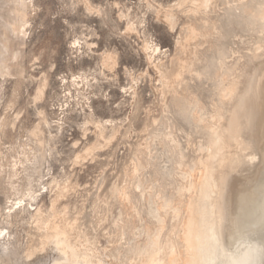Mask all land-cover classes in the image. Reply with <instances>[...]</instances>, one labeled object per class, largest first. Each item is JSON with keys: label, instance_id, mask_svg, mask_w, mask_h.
<instances>
[{"label": "rangeland", "instance_id": "374dc122", "mask_svg": "<svg viewBox=\"0 0 264 264\" xmlns=\"http://www.w3.org/2000/svg\"><path fill=\"white\" fill-rule=\"evenodd\" d=\"M182 1L0 0V264H143L175 239L184 254L179 209L199 169L165 109L182 70ZM176 151L190 153L179 163ZM151 222L161 223L149 238ZM56 239L78 247L74 262Z\"/></svg>", "mask_w": 264, "mask_h": 264}, {"label": "bare ground", "instance_id": "6f19581e", "mask_svg": "<svg viewBox=\"0 0 264 264\" xmlns=\"http://www.w3.org/2000/svg\"><path fill=\"white\" fill-rule=\"evenodd\" d=\"M177 9L184 11L189 24L183 27L184 34L180 39L182 42L179 44L181 52H184L183 57L179 56L178 58L182 70L173 79L176 86H174L175 84L172 86L176 87V90L173 89V99L165 109L168 116L169 114L175 116V118L171 116L169 124L176 127L175 131L183 135L182 139L184 138L188 144L189 151L195 154L191 159L196 165H194L195 168L199 169L198 182L192 180L193 174L187 173L186 170V173L191 175L186 189L192 190L196 196L188 197L186 204L179 209L181 214L185 213V218L181 219L182 225H179L182 226L181 234L179 232L180 236H176V238H179L184 248V254L176 249L175 239L174 242L172 241L170 250L163 253L166 255L169 252L164 258L157 259L156 255L157 258L154 257L156 259L146 257L145 259L148 258V260L144 263L140 262L142 259L139 262L143 264H264V0H183L178 4ZM174 15V11L171 10L169 16H165L166 22L171 24ZM173 81L171 82L173 83ZM162 133L164 135L163 131ZM175 144L178 148L177 143ZM189 151L187 153L176 151V161L180 163L182 158L190 153ZM151 152L153 151L151 150ZM178 172L180 173V171ZM170 173H172L170 168L163 171V177L165 183L170 182L174 191L170 192L171 197H174L179 191L182 192V185L181 189L177 191L178 186L174 184L175 179L170 176L171 179L166 178V175H170ZM183 178L185 179V177ZM217 180L219 183L216 185ZM183 188L185 190V187ZM102 206L104 205L102 204ZM179 210L178 213H180ZM117 223V225L120 224ZM93 224L95 226V223ZM159 224L154 222L148 224L146 234L149 238L154 236L152 235L154 228ZM51 228L50 230L54 231L52 234L48 232L49 236L64 235L62 230L56 227ZM95 228H97V224ZM92 232L94 233V231ZM88 234L90 233L88 232ZM63 239H56V244H64L60 248L63 257L74 262L72 259L77 257L76 251L78 250H75L73 246L76 248V245L73 243L71 244L73 246H70L69 243H65L68 240L63 241ZM80 245L83 246L82 243ZM109 247H107L108 251ZM79 249L81 252L83 251L81 250L83 247ZM153 252H151L152 257L154 256ZM93 254L95 255L94 252ZM142 254H139V257ZM90 256L92 255L89 254ZM94 257L97 258L96 255ZM86 260L88 261V259ZM97 264L99 263L97 262Z\"/></svg>", "mask_w": 264, "mask_h": 264}, {"label": "snow or ice", "instance_id": "6c2138e0", "mask_svg": "<svg viewBox=\"0 0 264 264\" xmlns=\"http://www.w3.org/2000/svg\"><path fill=\"white\" fill-rule=\"evenodd\" d=\"M100 35H101V38H103L104 33L101 32ZM72 47L75 49V47H77V45L74 43V44L72 45ZM109 47H111V44H109ZM96 50L98 51L99 49L97 48ZM145 50H146V51H150V50H151V46H150V45H146V49H145ZM121 55H123V54H121ZM102 104H103V101L101 100V105H102Z\"/></svg>", "mask_w": 264, "mask_h": 264}]
</instances>
